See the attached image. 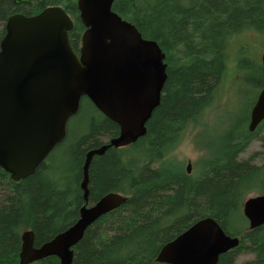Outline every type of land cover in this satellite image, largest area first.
<instances>
[{"label": "trees", "instance_id": "1", "mask_svg": "<svg viewBox=\"0 0 264 264\" xmlns=\"http://www.w3.org/2000/svg\"><path fill=\"white\" fill-rule=\"evenodd\" d=\"M45 2L63 8L74 20L69 37L78 51L85 31L78 0ZM41 7L0 0V40L10 14ZM113 11L134 24L144 39L158 43L166 55L167 81L146 135L125 150L109 148L93 158L89 204L109 193L128 199L86 230L73 248V264H160L156 258L161 248L204 218H213L232 237L242 236L237 252L255 255L247 264H264V224L251 230L241 212L250 194L264 195V162L239 159L264 131V121L250 132V110L228 134L235 141L197 177L174 167L152 168L180 143L189 122L210 106L235 39L249 31L264 36V0H114ZM236 63L242 70L243 91L252 88L258 96L264 88L261 60L240 51ZM86 107L90 109L85 113ZM84 114L78 130L67 128L64 141L30 177L14 182L0 168V264H21L24 232L33 231L40 246L79 219L85 204L81 184L86 154L120 133L119 126L87 98L75 117ZM233 258L234 252L221 255L217 264H235ZM36 264L59 260L52 256Z\"/></svg>", "mask_w": 264, "mask_h": 264}, {"label": "water", "instance_id": "2", "mask_svg": "<svg viewBox=\"0 0 264 264\" xmlns=\"http://www.w3.org/2000/svg\"><path fill=\"white\" fill-rule=\"evenodd\" d=\"M31 0H12L14 4ZM42 2V0H39ZM114 0H78L85 27L79 54L70 41L73 19L61 7L38 16L11 17L0 43V168L14 182L33 175L64 141L69 121L87 98L120 128L117 137L87 152L83 166L85 204L79 219L38 248L33 231L22 235L21 264L57 257L73 264L74 250L86 230L127 201L109 193L89 205V170L95 156L109 148L134 144L147 133V123L160 106L167 81L166 55L144 39L134 24L113 11ZM264 69V52L261 57ZM264 121V88L251 110L249 131ZM190 165L188 174H190ZM243 213L254 230L264 224V195L247 199ZM240 245L213 218H204L165 245L161 264H217Z\"/></svg>", "mask_w": 264, "mask_h": 264}, {"label": "rangeland", "instance_id": "3", "mask_svg": "<svg viewBox=\"0 0 264 264\" xmlns=\"http://www.w3.org/2000/svg\"><path fill=\"white\" fill-rule=\"evenodd\" d=\"M240 51L247 52L248 55L261 60L264 52V36L249 31L235 39L231 47L227 71L213 91L210 106L198 119L189 122L182 133L180 143L163 160L154 163L153 169L164 165L186 171L190 165V174L197 177L205 171L207 164L212 159L220 155L227 144L235 141L234 138L229 139L228 134L233 127L247 118L252 110L249 103L257 97L255 89L250 88V91H243L245 86L243 85L242 70L236 63V55H239ZM89 109L90 107H86L85 113ZM84 115L79 118L74 116L69 121L67 128L72 133L78 130L86 117V114ZM102 141H107V139ZM251 158L257 165L264 162V131L260 132L257 139L253 140L249 147L239 155L240 160ZM258 195V193H252L246 200ZM241 212L243 213V207ZM235 256L237 264H247L255 258V255L250 251H241Z\"/></svg>", "mask_w": 264, "mask_h": 264}, {"label": "flooded vegetation", "instance_id": "4", "mask_svg": "<svg viewBox=\"0 0 264 264\" xmlns=\"http://www.w3.org/2000/svg\"><path fill=\"white\" fill-rule=\"evenodd\" d=\"M12 1V0H11ZM38 4H40L42 7L39 9V10H35V9H31V10H29V11H26V12H15V13H12V14H10L9 16H8V18H7V20L5 21V22H3V24H4V33H3V36H2V38H1V40H0V43H1V41H2V39H3V37L5 36V34H6V24H7V22H8V20L11 18V17H14V16H18V15H20V16H24V17H27V18H31V17H35V16H38L40 13H42L44 10H46L48 7H52V6H48V4H46V2H45V0H42V2L41 1H39V0H31L30 2H28V3H21V4H17V5H23V6H31V8H34L35 6H37ZM74 21V20H73ZM86 30V29H85ZM85 32V31H84ZM81 47V46H80ZM80 47H79V49H80ZM79 49H78V51H76L78 54H79ZM260 93V92H259ZM258 96H259V94H258ZM258 96H257V98H258ZM96 108V107H95ZM97 109V108H96ZM98 110V109H97ZM79 112V111H78ZM100 112V111H99ZM77 115V114H76ZM262 124V123H261ZM147 126V125H146ZM107 142H108V140L107 141H104L103 143V145H105V144H107ZM135 144V143H134ZM134 144H131V145H134ZM102 145V146H103ZM131 145H129V146H131ZM128 146H126V147H122V148H119V149H123V148H127ZM114 149H116V148H114ZM117 150V149H116ZM186 172H188V169H186ZM94 204V203H93ZM93 204H91V205H93ZM90 205V204H89ZM244 214V213H243ZM245 216V215H244ZM246 218V217H245ZM247 219V218H246ZM195 224V223H194ZM248 224H249V221H248ZM193 225V224H192ZM191 225V226H192ZM190 226V227H191ZM189 227V228H190ZM188 228V229H189ZM187 229V230H188ZM187 230H185V231H187ZM184 231V232H185ZM184 232H182V233H184ZM181 233V234H182ZM181 234H179L178 236H180ZM177 236V237H178ZM177 237H175L174 239H176ZM238 238H240V244H241V241H242V236H237ZM173 239V240H174ZM173 240H171V241H173ZM171 241H169V242H171ZM168 242V243H169ZM168 243H166L165 245H167ZM164 245V246H165ZM41 246V245H40ZM40 246H38V245H36L35 244V240H34V247L35 248H38V247H40ZM163 246V247H164ZM162 247V248H163ZM239 247H240V245H239ZM239 247H237V248H239ZM162 248H161V250H162ZM237 248L236 249H234V250H230V251H228L227 253H225V254H228V253H231V252H234V258H233V261H234V263L235 264H237L236 263V252H237ZM160 250V251H161ZM241 252V251H240ZM21 253V252H20ZM160 253V252H159ZM238 253V252H237ZM225 254H223V255H225ZM48 258V257H47ZM220 258V257H219ZM46 259V258H45ZM44 260V259H43ZM40 261H42V260H40ZM40 261H37V262H35V263H32V264H36V263H38V262H40ZM161 264V263H160Z\"/></svg>", "mask_w": 264, "mask_h": 264}]
</instances>
